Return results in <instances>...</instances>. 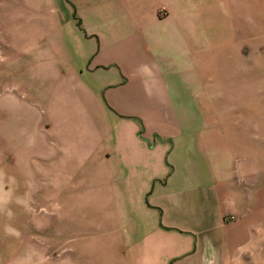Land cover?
I'll use <instances>...</instances> for the list:
<instances>
[{"label": "crops", "instance_id": "obj_1", "mask_svg": "<svg viewBox=\"0 0 264 264\" xmlns=\"http://www.w3.org/2000/svg\"><path fill=\"white\" fill-rule=\"evenodd\" d=\"M38 258L264 264V0H0V264Z\"/></svg>", "mask_w": 264, "mask_h": 264}, {"label": "rangeland", "instance_id": "obj_2", "mask_svg": "<svg viewBox=\"0 0 264 264\" xmlns=\"http://www.w3.org/2000/svg\"><path fill=\"white\" fill-rule=\"evenodd\" d=\"M13 89H14V86H11ZM9 87L7 86L6 87V90L8 89ZM1 160H3V158L1 159ZM40 252V246L39 245H37V246H35L34 245V253H39ZM33 264H41V260H40V258H38L37 260H34L33 261Z\"/></svg>", "mask_w": 264, "mask_h": 264}]
</instances>
